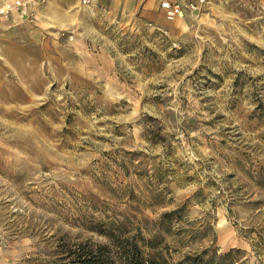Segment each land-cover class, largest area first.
I'll return each mask as SVG.
<instances>
[{
    "label": "rangeland",
    "instance_id": "obj_1",
    "mask_svg": "<svg viewBox=\"0 0 264 264\" xmlns=\"http://www.w3.org/2000/svg\"><path fill=\"white\" fill-rule=\"evenodd\" d=\"M8 18L0 264L80 242L120 264L127 240L166 264H264V2L218 3L181 40L116 32L92 73L90 42L27 44Z\"/></svg>",
    "mask_w": 264,
    "mask_h": 264
},
{
    "label": "crops",
    "instance_id": "obj_2",
    "mask_svg": "<svg viewBox=\"0 0 264 264\" xmlns=\"http://www.w3.org/2000/svg\"><path fill=\"white\" fill-rule=\"evenodd\" d=\"M12 0H5L9 3ZM31 4L33 18L31 21H21L12 11L7 19V28L13 33L18 32L27 44L43 45L45 43H67L83 48V41H88L90 56V73L94 67H99L96 57L108 67L109 42L116 32H133L145 29L154 39L165 36L172 40L187 37L191 27L196 24L197 17L214 8L218 3L249 0H168L170 2H192L194 10L182 8V13L172 18L166 16L165 8L160 3L163 0H90L82 3L80 0H28ZM264 2V0H261ZM158 35V36H157ZM96 50V54L92 50Z\"/></svg>",
    "mask_w": 264,
    "mask_h": 264
},
{
    "label": "trees",
    "instance_id": "obj_3",
    "mask_svg": "<svg viewBox=\"0 0 264 264\" xmlns=\"http://www.w3.org/2000/svg\"><path fill=\"white\" fill-rule=\"evenodd\" d=\"M122 251L119 257L121 258L120 264H166L163 257H158L152 252L144 256L141 253L136 241L127 240L121 245ZM233 249H230L218 256L228 255ZM206 250H203V252ZM203 252L195 255H187V264H211L210 257H205ZM62 264H117L114 259L107 252V247L104 244L80 242L77 249L68 254V259ZM169 264V263H168ZM173 264H182L177 261Z\"/></svg>",
    "mask_w": 264,
    "mask_h": 264
},
{
    "label": "built area",
    "instance_id": "obj_4",
    "mask_svg": "<svg viewBox=\"0 0 264 264\" xmlns=\"http://www.w3.org/2000/svg\"><path fill=\"white\" fill-rule=\"evenodd\" d=\"M44 1V0H37ZM82 3H89L90 0H80ZM204 2L206 0H199ZM161 7L165 8L166 16L172 18L175 15L182 13V8L186 7L187 9L194 10L196 5L192 2H184L182 4L177 2H170L168 0H163L160 3ZM14 11L21 21H31L33 18V13L31 9V4L28 0H12L9 3L0 4V16L3 18H8L10 14Z\"/></svg>",
    "mask_w": 264,
    "mask_h": 264
}]
</instances>
